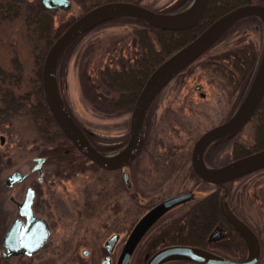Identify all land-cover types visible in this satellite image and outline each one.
<instances>
[{
  "label": "rangeland",
  "instance_id": "obj_1",
  "mask_svg": "<svg viewBox=\"0 0 264 264\" xmlns=\"http://www.w3.org/2000/svg\"><path fill=\"white\" fill-rule=\"evenodd\" d=\"M18 1L0 0V67L3 71L0 73V107H3L2 98L6 91L19 101L22 95L34 93L33 87L38 82V55L44 54V61L49 48L45 47L44 40L33 30V24L26 16L27 3H35L36 0ZM91 1L71 0L68 9L51 8L53 29L61 33L88 9ZM189 1L138 2L152 9L172 11L173 5L180 3L175 8L178 9ZM16 10L17 14L13 15ZM143 26L140 20L132 17H118L100 23L78 37L63 52L60 66L58 64V83L69 110L94 144L103 150L112 151L126 143L131 113V110L114 104L118 93L109 84L105 70L134 65L141 52L140 30ZM263 44L262 23L243 19L161 90L153 101L151 116L144 129L143 148L126 168L129 186L119 171L94 168L87 161H84L83 169L77 168L65 174V167H59L52 156L49 169L54 171V177L51 179L49 176V191L46 194V210L53 225L52 238L47 247L34 257H14L10 260L11 264H101L107 253L105 239L112 232L119 231L121 239L110 253L114 264L130 230L152 205L193 190L194 199L168 210L165 217L138 243L129 264H145L149 258L145 257L146 252H150V256L163 244L157 240L167 238L170 232H180L189 205L218 188V185L203 181L192 172L189 160L178 163L180 159L177 156L189 151L202 132L229 117L251 83L245 88L246 83L239 81L240 73L227 65V69L236 71L235 81H228L218 67L221 63L228 64V58H222V52L228 50L234 53L237 48L245 46L247 50L259 53ZM198 85L201 86L199 89L196 88ZM200 92H204L205 96H201ZM27 100L26 106L17 113L3 118L0 112V136L4 137L3 143L0 142L2 176L16 166L27 168L31 158L38 155L41 149L58 145V140H48L46 134L40 132L27 111V107L33 106L36 101L35 95L31 94ZM227 138L219 143V153L212 159L216 164L233 158V146L254 144L255 124L250 121ZM58 139L63 145L61 141L64 140ZM65 157L69 159L68 155ZM226 185L224 190H220L231 203V208L234 207L258 226V205L264 206L260 202H264V168L231 180ZM3 208H10L8 201ZM152 241L157 243L148 247L149 243L153 244ZM205 246L224 256L244 254L243 247L228 249L211 242ZM84 249L87 253H83ZM163 264L205 263L177 259ZM258 264H264V251Z\"/></svg>",
  "mask_w": 264,
  "mask_h": 264
},
{
  "label": "water",
  "instance_id": "obj_2",
  "mask_svg": "<svg viewBox=\"0 0 264 264\" xmlns=\"http://www.w3.org/2000/svg\"><path fill=\"white\" fill-rule=\"evenodd\" d=\"M41 2L48 9H68L72 4L71 0H41ZM208 3L209 0H190L181 8L162 11L130 0H108L88 8L54 39L46 52L41 67V84L46 103L55 121L78 152L99 167L109 170L121 168L132 161L141 148L148 110L160 91L235 23L247 17H257L264 27V3L246 2L236 5L215 18L190 41L161 61L149 74L136 97L130 113L129 136L126 143L111 153L101 151L91 141L87 132L79 125L65 103L58 83V64L67 47L94 26L117 17H133L165 29L189 28L203 17ZM200 87V85L196 86L197 89ZM200 95L204 96L205 93L202 92ZM263 96L264 46L251 83L234 112L226 120L201 133L193 143L190 161L192 168L200 178L207 182L223 184L264 166V147L217 166L209 165L205 160L208 146L243 127L256 111ZM18 174L19 172H15L10 176L13 178ZM124 178L128 179L126 171H124ZM194 196L193 190H187L151 206L130 230L114 264H129L135 248L156 219L173 207L194 199ZM223 200L224 195L221 198V211L223 210L225 216L235 220L238 229L249 240V253L246 257L240 260L230 259L199 245L170 244L152 253L145 264H162L177 259L193 260L205 264H256L260 248L255 234ZM31 202L32 194L29 193L23 205H20L21 208L27 210L28 221L25 226L18 219L11 223L2 239L7 246V252L1 251L2 256L20 253L33 254L48 239L50 234L48 224L43 218L33 215ZM117 235L115 233L106 240L107 253L101 264H112L110 253L113 251Z\"/></svg>",
  "mask_w": 264,
  "mask_h": 264
},
{
  "label": "trees",
  "instance_id": "obj_3",
  "mask_svg": "<svg viewBox=\"0 0 264 264\" xmlns=\"http://www.w3.org/2000/svg\"><path fill=\"white\" fill-rule=\"evenodd\" d=\"M103 1L93 0L89 2L90 5L88 8ZM130 1L138 2L139 0ZM18 2H22V0H19ZM246 2L264 3V0H209L207 9L203 17L195 25L184 29H165L140 20L144 24L143 28L140 30V43L142 46L140 55H138V57L134 61V65H132V67L122 66L123 68L121 69L110 70L109 68H107L105 70V74L109 80V84L118 93L117 97L114 99V104L123 108L124 110H131L145 80L161 61H163L174 50L190 41L215 18L228 11L229 9L235 7L236 5ZM177 5H173L171 7V10L179 7ZM18 6L20 7V4H18ZM17 11L18 10H16L13 15H16ZM25 11L29 21L33 24V30L38 34L39 37H41V39L44 40L45 47H49L54 39L60 34L59 30L56 31L53 29V21L51 18L50 10L46 9L39 0H36L35 3H27ZM249 19L261 22L256 17H248L244 20ZM241 21L237 22L229 30H232L235 26L239 25ZM154 39H157L156 44L154 43ZM229 52L231 51L226 50L222 52L224 53L222 55V58H228V64H218L219 71L223 75H226V78L230 83L235 81L236 76L234 74L236 73V71L239 72L241 75L239 81H243L244 83H246V85L243 84L246 88L248 83L254 76L255 70L260 60L262 49L260 48L259 53H257V50L249 51L245 46H243L241 47V49L237 48L236 51H233L234 53ZM43 57L44 54L38 55V82L33 87L34 93H31L35 95L36 101L33 106L27 107V111L34 119L40 132L46 134L48 140L54 142L58 140V145L54 146L52 152L56 156H62L63 154H61V150L63 149L60 150V148L67 140H69V138L58 126L45 100L41 84V63L43 61ZM227 65L232 66L233 69H236V71H234L233 69H227ZM0 73H3L1 67ZM31 94L22 95V99L21 101H19L15 96H13L11 92L10 94H8L7 91L4 92L2 98L3 107H0V112L3 113L2 117H8L13 113H17L22 110V108L26 106V103L28 101L27 99L31 96ZM251 121H253V123L255 124V142L250 146H233V158L240 157L264 147V96L260 104L258 105L253 117L251 118ZM58 138H62V140H64L61 141V144L63 145H60V141ZM213 144H215V142ZM69 146L72 150L71 153L73 154L72 159L80 160L81 155L77 153L75 146L73 144H70ZM189 153L190 150H186L183 153L179 154L177 156V159L180 160L179 162L178 160H175V162L180 163L183 161V163H186L187 160H189ZM83 159L84 161L89 162L94 168L98 167L95 163L89 161L87 158L83 157ZM63 160H65V156L63 157ZM84 161L82 166L84 165ZM191 171L194 172L192 169ZM220 189L224 190L223 186L218 185V188L216 190L212 191L207 196H203L200 199L196 200L189 205L190 207L188 206L189 210L185 215L184 226L180 228V232L178 231L177 233H168L169 235L166 238L167 243L193 244L201 246L208 243L207 236L210 230L213 228V225L223 220V216L219 206V199L223 191ZM195 234H199L200 236L194 237Z\"/></svg>",
  "mask_w": 264,
  "mask_h": 264
},
{
  "label": "flooded vegetation",
  "instance_id": "obj_4",
  "mask_svg": "<svg viewBox=\"0 0 264 264\" xmlns=\"http://www.w3.org/2000/svg\"><path fill=\"white\" fill-rule=\"evenodd\" d=\"M200 93H202V92H200ZM153 104L154 103H152V105H150V108L148 110L147 117L145 119L144 129L146 128V125L148 124L147 122H149L148 120L150 119V116H151V111H152L151 108H152ZM226 119H224V120H226ZM224 120H222V121H224ZM250 121L251 120H249L248 122H250ZM221 122H219V123H221ZM234 133H231L230 135L222 137L221 139L214 141L215 144H213L214 143L213 142L212 144H210L208 146V148L206 149V152H205V160L209 165L217 166V165L224 164V163L216 164L212 159L216 158L217 157L216 155L219 153V148H220L219 143L222 142L223 140H227L228 139L227 137L233 136ZM2 136L3 135L0 136L1 144L4 141V137L2 140ZM66 142H68V144H64L60 148V150L63 149V150H61V154H63L64 156H67V155L69 156V159L65 157L68 160H66V159L61 160V159H63L62 156H55V154L52 152V149L54 148L52 146V147L46 148L47 150L41 149L40 152L38 153V155L33 156L31 158V162H29V164L27 165L28 166L27 168L16 166L17 168H14L13 170L8 172L4 176L0 175V260H2L0 263L4 262L5 264H11L10 260L14 257L32 258V257H34V255H36V254L40 253L42 250H44L47 247V245L49 244V242L52 238V234H53V225H52V220L49 219V216H48V213L46 210V208L48 206L46 194L49 191V181H48L49 176L51 175V179H52V177H54V171L52 172V169L51 168L49 169V163L52 161V159L54 157L58 166L60 165L61 167H63V166L65 167V170H64L65 174H69V172H73L77 168L83 169L85 167V166H82L83 161H84L83 160L84 156H82L76 148L75 149L77 150V153L81 155L80 160H83V161H75L74 159L73 160L71 159L73 157V154L71 153L72 150H71L69 145L70 144L72 145V142L70 139L67 140ZM141 148H142V146H141ZM99 149L103 152H110L111 153V152L116 151L119 148L114 149L112 151L103 150L101 148H99ZM191 150H192V147L190 148V153H189V166L192 169L191 162H190ZM140 151H141V149H140ZM139 153H138V155H139ZM136 158H137V156H136ZM136 158H134L133 160H135ZM232 159H234V158H232ZM133 160L121 168L112 169V170L119 171L122 178L125 180L124 171L128 172L126 168H127V166H129L133 162ZM97 168H99L101 170H106L102 167H97ZM262 168H264V166L257 168V169H255L249 173H246L244 175H241L239 177H236L234 179H231V180L239 179L245 175H248V174H250L254 171L260 170ZM192 170H194V169H192ZM15 172H19V174L16 177L11 178L10 175L15 173ZM194 173L196 174L195 171H194ZM128 177H129V172H128ZM231 180H229V181H231ZM125 181L128 183L127 185L129 186L130 182L128 180H125ZM229 181H226L221 186H223V188H225V186H227L226 185L227 182H229ZM214 184H216V183H214ZM227 192L229 194V190ZM29 193L32 194L31 208H32L33 215L36 217L43 218L48 224L49 231H50L48 239L43 243L42 247L37 252H35L33 254L20 253V254H15V255H10V256H2L1 251L7 252V246L3 243L2 239H3L4 234L8 230L9 226L11 225V223L15 219H18L25 226L27 221H28V217L26 216L27 210L24 208H21L20 205H23V202ZM207 195L208 194H206L204 196H207ZM225 197L223 200L224 203L227 204L231 208V205H230L231 203H228L229 201H227L226 200L227 197L226 198ZM221 198H222V195L220 196V199H219V206H221ZM7 201L9 202V206H10L9 209L3 208L5 205V202L7 204ZM260 202L264 203L262 200ZM179 205H182V204H179ZM179 205H177V206H179ZM231 209L234 212V214L245 225H247V227L255 234V236L257 238L256 241H258L259 248H260L259 258H258V261L256 263V264H258L260 261L261 255L263 254V251H264V211H263L264 206L262 208L260 203L258 205V209H260V211H258L260 217H259V219H257V223H259L258 226L253 225L249 221V219H247L245 217V215L239 213L237 210L234 209V207H232ZM167 213H168V211H166L163 215H161L158 219H156V221L146 231L145 235L151 230V228L155 224H157L163 217H165V215ZM221 213L223 216V220H221L217 224L213 225V228L210 230V232L207 236L208 243H210V242L213 244L218 243V245H223V246L227 247L228 249H236V250L240 249V247H243L242 251H244V254L242 256L240 255L237 257V255L234 256L231 254H226L227 257L230 259H236V260L243 259L249 253V248H248L249 240L238 229V225L232 217L225 216L223 210L221 211ZM115 233L118 235H117V240L114 243L113 250H114L115 246L117 245V243L120 241V239H121L120 232L119 231L112 232L104 241V248L105 249H106V247H105L106 240ZM144 236L142 237V239L144 238ZM164 238L165 239L159 240V242L163 243L159 248L166 246V245H170V243H167L166 237H164ZM125 240H124V243H125ZM157 241H155V242L157 243ZM155 242L152 241L153 244L149 243L148 247H150L152 245L155 246ZM124 243H123V245H124ZM172 244H178V243H172ZM123 245H122V247H123ZM199 246H201V245H199ZM122 247H121V249H122ZM202 247L208 248L205 245H203ZM209 250L216 252V253H220V252L215 251L213 249H209ZM83 253H85V249L83 250ZM149 253L150 252H146L145 257L147 254L149 255ZM118 256H119V254H118ZM118 256H117V258H118ZM148 257L149 256H147L146 258H148ZM111 260H112V257H111Z\"/></svg>",
  "mask_w": 264,
  "mask_h": 264
},
{
  "label": "bare ground",
  "instance_id": "obj_5",
  "mask_svg": "<svg viewBox=\"0 0 264 264\" xmlns=\"http://www.w3.org/2000/svg\"><path fill=\"white\" fill-rule=\"evenodd\" d=\"M193 65V64H192ZM191 67V66H190ZM251 120V119H250ZM3 140V139H2ZM94 143V142H93ZM9 258V257H8Z\"/></svg>",
  "mask_w": 264,
  "mask_h": 264
}]
</instances>
